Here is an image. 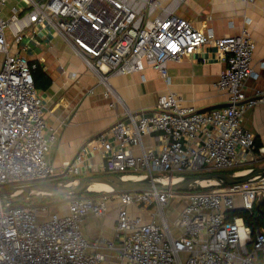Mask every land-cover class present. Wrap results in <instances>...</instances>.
I'll use <instances>...</instances> for the list:
<instances>
[{
  "label": "built area",
  "instance_id": "built-area-1",
  "mask_svg": "<svg viewBox=\"0 0 264 264\" xmlns=\"http://www.w3.org/2000/svg\"><path fill=\"white\" fill-rule=\"evenodd\" d=\"M181 1L15 0L6 10L10 0H0V189L52 180L55 173L46 157L54 135H46L35 65L25 55V40L38 32L62 36L107 85V95L114 92L110 76L132 74L147 64L168 81L169 62L205 45L227 60L216 83L229 94L226 105L199 110L170 91L151 114L127 110L126 119L100 133L93 146L104 158L103 172L174 177L264 165V145L258 146L257 135L241 122L247 108L264 103V91L255 97L245 93L247 79L260 76L250 31L244 27L217 37L177 14ZM261 69L264 76V60ZM145 134H157L160 145L146 146ZM82 157L66 167V177L87 170ZM244 184L232 185L233 191L71 195L64 212L34 201L1 203L0 264H101L102 241L89 240L82 228L89 215H105L112 201H118L116 238L123 264H264V227L254 234L242 216L231 215L239 207L252 212L259 201L264 206V181ZM176 198L182 206L173 219L166 209ZM105 243L116 247L114 241Z\"/></svg>",
  "mask_w": 264,
  "mask_h": 264
},
{
  "label": "crops",
  "instance_id": "crops-1",
  "mask_svg": "<svg viewBox=\"0 0 264 264\" xmlns=\"http://www.w3.org/2000/svg\"><path fill=\"white\" fill-rule=\"evenodd\" d=\"M160 1L165 5L172 0ZM14 2L10 0L5 9L8 10ZM176 13L206 32L212 30L217 37L239 34L244 27L248 28L256 43L253 66L260 76L247 79L245 93L247 97H255L258 90L264 91L261 69L264 60V0H182ZM25 44V55L35 65L32 75L44 104L49 126L46 135H54L46 149V157L55 168L52 180L65 178L66 167L79 155L83 156L82 163L87 167L82 175L104 173L101 151L93 149L99 134L119 119H126L127 110L153 113L159 98L170 91L181 96L184 104L199 110L228 103L229 94L216 87L228 63L212 45L202 46L180 61L169 62L168 81L147 64L143 70L132 74L112 75L109 84L114 92L107 95V85L99 83L97 74L62 36L38 32L33 37L29 35ZM3 61L4 54L0 52V69ZM241 122L264 145V103L247 108ZM156 136L145 134L144 144L160 145ZM70 198L34 202L51 205L50 211L64 212ZM110 205L103 216L89 215L82 231L89 240L102 241L98 250L102 256L101 264H123L116 238L118 201H112ZM104 240L114 241L116 247L108 248Z\"/></svg>",
  "mask_w": 264,
  "mask_h": 264
},
{
  "label": "water",
  "instance_id": "water-1",
  "mask_svg": "<svg viewBox=\"0 0 264 264\" xmlns=\"http://www.w3.org/2000/svg\"><path fill=\"white\" fill-rule=\"evenodd\" d=\"M261 181H264V165L246 171H208L174 177L164 174L92 173L5 186L0 189V204H16L63 195L71 196L105 191L168 190L189 192ZM101 185H106L108 188L100 187ZM261 203L262 201H259L257 205Z\"/></svg>",
  "mask_w": 264,
  "mask_h": 264
},
{
  "label": "trees",
  "instance_id": "trees-1",
  "mask_svg": "<svg viewBox=\"0 0 264 264\" xmlns=\"http://www.w3.org/2000/svg\"><path fill=\"white\" fill-rule=\"evenodd\" d=\"M33 79H34V76H33ZM256 142H257L258 146H262L263 145L262 141L258 137H257V141ZM238 170H243V169H234V171H238ZM94 193H96V192H91L90 194H94ZM65 197L66 196L63 195V196H58V197L42 199V200H39V201H41V202L42 201L50 202V201L63 199ZM231 215L232 216H242L244 218V220H245V223L252 228L254 234H255V232L258 229H261V228L264 227V206H262V205L255 204L253 206L252 212H250L249 210H247L245 208L239 207V208L233 210Z\"/></svg>",
  "mask_w": 264,
  "mask_h": 264
},
{
  "label": "rangeland",
  "instance_id": "rangeland-1",
  "mask_svg": "<svg viewBox=\"0 0 264 264\" xmlns=\"http://www.w3.org/2000/svg\"><path fill=\"white\" fill-rule=\"evenodd\" d=\"M262 166H263V164H262ZM238 171H242V170H238ZM252 184H256V183H252ZM242 185L245 186V184H242ZM214 188L215 189H217V188H225L228 191H233V190L237 189L236 186L212 187V188H208V189H214ZM208 189H202V190H208ZM65 198H68V196H66ZM65 198H63V199H65ZM35 201H37V200H35ZM180 202H181V200L179 198H176L172 202V205H170L169 208L166 209V213H167L168 216H171L173 219L175 218V216H177L176 214H178V212H180L181 206H182V204H180ZM238 202L240 203V197L238 198Z\"/></svg>",
  "mask_w": 264,
  "mask_h": 264
},
{
  "label": "bare ground",
  "instance_id": "bare-ground-1",
  "mask_svg": "<svg viewBox=\"0 0 264 264\" xmlns=\"http://www.w3.org/2000/svg\"><path fill=\"white\" fill-rule=\"evenodd\" d=\"M160 180H161V179H160ZM161 181H164V182H165L166 180H163V179H162ZM213 184H215V183H213ZM100 187L108 188L106 185H101Z\"/></svg>",
  "mask_w": 264,
  "mask_h": 264
}]
</instances>
